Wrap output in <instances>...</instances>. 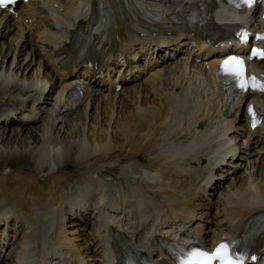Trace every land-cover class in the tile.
I'll use <instances>...</instances> for the list:
<instances>
[{
  "label": "bare ground",
  "instance_id": "bare-ground-1",
  "mask_svg": "<svg viewBox=\"0 0 264 264\" xmlns=\"http://www.w3.org/2000/svg\"><path fill=\"white\" fill-rule=\"evenodd\" d=\"M89 1L43 0L38 9L41 20L50 13L56 22L65 23L88 7ZM33 5L34 2L28 4ZM57 32L61 33L62 29ZM73 34V30L64 33L66 37ZM5 45L7 50L3 51ZM75 68L73 65L71 70ZM167 69L166 79L162 81L164 88L170 83L176 85L177 76L188 70L207 73L202 65L189 59L173 60ZM61 84L30 47L24 25L0 9V101L11 100L12 95L19 93L26 97L34 89L55 90L62 108L58 116L50 115L34 123H20L15 119L0 122V128L3 126L0 129V220L4 217L7 220L12 212L16 221L21 220V238L33 240V249L39 253L52 246L72 252L71 246L77 245L79 252L91 250L100 254L103 259L99 264H114L111 235L122 230L144 246V216L131 222L118 218L93 221V207H85L75 214L68 202L79 189L93 192L107 185L105 174H109L108 171L118 173L113 178L124 177L133 166L127 162L129 159L141 172L149 171L135 156L153 149L162 136L169 135L182 122L169 115L153 113L163 98L140 81L125 84L107 101L97 97L93 89L81 106L63 103L62 90L56 89ZM199 88L193 86L190 94ZM200 102L210 103L205 97H201ZM15 123L18 124L9 126ZM71 166L73 171L69 169ZM17 167L31 169V174L39 181V174H48L44 189L46 198L40 197L42 188L38 184L13 171ZM155 175L150 171L147 177L152 180ZM162 181L167 180L162 177ZM222 189L226 194L264 193V163L227 176ZM88 199L91 203H101L103 197L90 195ZM3 206L8 207L6 214L1 212ZM39 209H44V216L55 214L48 221L43 236L36 235L46 224L43 218H38ZM100 211L106 212L105 209ZM89 225L92 227L87 235ZM76 236L83 238V242L77 244Z\"/></svg>",
  "mask_w": 264,
  "mask_h": 264
},
{
  "label": "snow or ice",
  "instance_id": "snow-or-ice-1",
  "mask_svg": "<svg viewBox=\"0 0 264 264\" xmlns=\"http://www.w3.org/2000/svg\"><path fill=\"white\" fill-rule=\"evenodd\" d=\"M14 2L15 0H0V8H7L9 4ZM246 2L251 4L252 0H246ZM253 55L264 57V50L253 49ZM244 64L245 62L241 57L235 56L223 61V66L228 71V74L239 82L241 89L251 86L264 91V82H258L254 76L245 78ZM249 112L253 116V127H255L257 120L251 106L249 107ZM234 256L235 254L230 252L229 246L226 243H221L214 251H207L201 248H194L188 251L181 260V264H213L214 261H219V264H241L239 259H235Z\"/></svg>",
  "mask_w": 264,
  "mask_h": 264
},
{
  "label": "rangeland",
  "instance_id": "rangeland-1",
  "mask_svg": "<svg viewBox=\"0 0 264 264\" xmlns=\"http://www.w3.org/2000/svg\"><path fill=\"white\" fill-rule=\"evenodd\" d=\"M7 50V46L5 45L4 46V48H3V51H6ZM7 59H9V58H7ZM10 59H11V57H10ZM16 120V119H15ZM18 123H15V125H10V127L11 126H16ZM71 171H73V168H72V166L69 168ZM128 169V168H127ZM128 170H130V171H132V169H128ZM30 171H32L31 169H30ZM41 175H43V174H41ZM39 176H40V174H39Z\"/></svg>",
  "mask_w": 264,
  "mask_h": 264
}]
</instances>
